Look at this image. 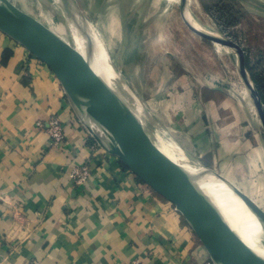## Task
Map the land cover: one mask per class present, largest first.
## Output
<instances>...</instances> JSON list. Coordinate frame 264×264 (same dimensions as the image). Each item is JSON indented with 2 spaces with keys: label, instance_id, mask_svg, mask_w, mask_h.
I'll use <instances>...</instances> for the list:
<instances>
[{
  "label": "crops",
  "instance_id": "1",
  "mask_svg": "<svg viewBox=\"0 0 264 264\" xmlns=\"http://www.w3.org/2000/svg\"><path fill=\"white\" fill-rule=\"evenodd\" d=\"M77 2L92 28L99 25L91 13L98 11L104 18L112 3ZM115 20L121 25L124 17L119 15L109 24ZM126 44L130 43L124 37L122 45ZM124 49L119 55L122 68L127 65L123 56L128 49ZM203 57L201 53L182 62L179 70L153 67L137 75L169 78L158 83L170 94L160 107L170 118L179 145L264 210V130L242 98L231 93L230 100L218 87L199 82ZM149 103L152 112L159 110L156 98ZM53 117L66 126L65 143L58 147H51L46 132L36 126L39 120ZM87 161L91 176L78 187L71 173ZM18 209L25 219L16 220ZM0 236V264L203 261L195 249L198 240L180 214L94 143L52 70L2 31Z\"/></svg>",
  "mask_w": 264,
  "mask_h": 264
},
{
  "label": "rangeland",
  "instance_id": "2",
  "mask_svg": "<svg viewBox=\"0 0 264 264\" xmlns=\"http://www.w3.org/2000/svg\"><path fill=\"white\" fill-rule=\"evenodd\" d=\"M9 1L37 19L50 21L53 27L64 25L71 29L72 20L61 0ZM111 1L112 3H108L111 6L108 7L110 11L106 12L107 16L105 13L104 18L98 11L91 13L92 17L98 20L99 26L95 29L104 40L116 71H119L122 79L143 97L149 108V101L152 98H156L159 107L162 104L165 105L163 98L170 94L164 93L167 88H160L159 84L160 81L164 84L165 80L169 78H152L137 74L147 72L149 68L153 67L155 69L161 67L179 70L182 62L188 63L197 55L199 58V55L203 53L202 66L200 65L199 68L203 70L204 74L198 78L199 82L208 88L218 87L230 97V100L231 93L242 98L252 113L256 115L259 120L258 124L263 129V123L256 110L253 90L257 92L261 100L259 88H264V0H190V5L189 0H186L184 7H182L183 0ZM186 9H190L192 15L207 29L229 38L235 43L239 57L244 61L245 71L251 81L250 84L243 80L233 50L221 42L208 39L195 32L183 17V10L185 12ZM119 15L124 17L121 25H118L117 20L112 24L114 26L109 24L111 19ZM99 18L104 20L99 22ZM127 19L130 21L128 22ZM126 20L127 27L124 26ZM124 37H127L130 44L122 45ZM60 38L64 40V38ZM67 41L71 42L70 39ZM122 49L124 51L128 49L123 56L125 57L123 62L127 65L123 68L121 61H119V55L123 52ZM61 89L71 110L77 117L62 86ZM262 104L264 107L263 102ZM162 111L160 107L157 112L154 111L153 113L160 126L163 127L161 128L167 132L165 135L157 128L141 122H137L135 129L141 138L156 148L159 145L167 144L168 139L172 140L171 142L176 150L178 149L180 156L184 157L182 151L188 152L177 142V135L171 132L169 126L170 118L166 117ZM92 139L99 148L103 149L93 137ZM115 157L127 170H130L120 158ZM130 172L132 171L130 170ZM138 180L146 185L140 179ZM146 186L159 198L168 202L148 185ZM168 203L177 211L175 205ZM177 212L198 240L195 249L199 252V258L203 259L202 264H215L208 246L201 241L185 217L179 211Z\"/></svg>",
  "mask_w": 264,
  "mask_h": 264
},
{
  "label": "water",
  "instance_id": "3",
  "mask_svg": "<svg viewBox=\"0 0 264 264\" xmlns=\"http://www.w3.org/2000/svg\"><path fill=\"white\" fill-rule=\"evenodd\" d=\"M183 1L182 7L186 0ZM61 2L69 18L87 39L90 50L94 53L96 50L94 31L79 3L77 0H61ZM183 17L198 34L230 47L235 54L236 64L243 80L247 84L251 83L245 71L244 61L239 57L237 46L233 41L218 34L213 35L197 29L184 10ZM0 31L21 43L53 71L78 119L95 141L106 152L120 158L138 179L176 206L177 211L185 217L201 241L208 246L213 260V254L216 251L235 264H264V255L233 236L188 199L182 180L207 179L224 184L257 220L264 232V210L245 192L227 177L193 158L189 153H186L190 158L189 167H187L185 164L174 162L152 148L150 144H145L131 136L121 124L119 109L113 100L111 86L104 79L94 76L86 59L75 47L9 0H0ZM94 84H99L105 89L103 98L105 109L102 112L96 104ZM253 94L255 104L257 103L258 106L256 110L264 129V107L255 90Z\"/></svg>",
  "mask_w": 264,
  "mask_h": 264
},
{
  "label": "bare ground",
  "instance_id": "4",
  "mask_svg": "<svg viewBox=\"0 0 264 264\" xmlns=\"http://www.w3.org/2000/svg\"><path fill=\"white\" fill-rule=\"evenodd\" d=\"M188 3L190 5V0ZM185 12L188 19L197 29L217 35L215 32L203 26L202 23L192 15L190 9H186ZM34 18L57 36L64 38L65 42L75 47L86 59L94 76L104 79L111 86L113 100L119 109L121 124L131 136L147 144V142L138 135L135 129L136 122L149 124L160 130L163 135L167 133L162 129L163 127L160 126L157 121L158 119L156 120L154 113L148 107L145 100L122 79L121 73L116 71L106 44L95 28H93V31L96 50L93 53L90 50L87 39L81 34L72 21L70 23L71 29H69L70 27L67 28L64 25H56L53 27L50 21ZM68 39H70L71 42L67 41ZM26 40L30 41L28 38H26ZM93 91L97 107L100 112H102L103 109H105V102L103 101L105 89L99 84H94ZM256 108L258 110V106ZM171 141L172 140L168 139L167 144L159 145L158 148L152 146V148L168 156L174 162L185 164L189 167L188 163L190 158L187 156L186 152L182 151L184 157H181L178 153V149L176 150ZM182 182L189 200L197 204L205 213L233 236L243 240L251 248L264 255L263 230L257 220L247 211L243 204L231 194L224 184L207 179H183ZM213 255L215 264H235L216 251H214Z\"/></svg>",
  "mask_w": 264,
  "mask_h": 264
},
{
  "label": "built area",
  "instance_id": "5",
  "mask_svg": "<svg viewBox=\"0 0 264 264\" xmlns=\"http://www.w3.org/2000/svg\"><path fill=\"white\" fill-rule=\"evenodd\" d=\"M37 128L46 132V134L49 137V144L51 147H58L61 145H64L65 143V124L56 117L51 118L50 120L44 122L42 120H39L36 124ZM91 176V170L90 165L87 162L74 166L73 171L71 173V179H73L76 186L80 187L86 184L89 177ZM16 214H20L19 216H16V220H22L25 219V215L22 214V210L18 209L15 210ZM1 236H0V242H1ZM31 264H36L35 262ZM132 264H144L140 259L134 260Z\"/></svg>",
  "mask_w": 264,
  "mask_h": 264
},
{
  "label": "trees",
  "instance_id": "6",
  "mask_svg": "<svg viewBox=\"0 0 264 264\" xmlns=\"http://www.w3.org/2000/svg\"><path fill=\"white\" fill-rule=\"evenodd\" d=\"M259 93H260L261 100L264 103V88H262V87L259 88Z\"/></svg>",
  "mask_w": 264,
  "mask_h": 264
}]
</instances>
